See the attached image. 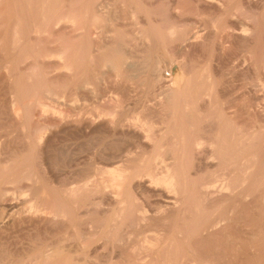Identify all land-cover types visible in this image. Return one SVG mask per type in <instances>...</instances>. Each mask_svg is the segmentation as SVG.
I'll use <instances>...</instances> for the list:
<instances>
[{
	"label": "rangeland",
	"instance_id": "1",
	"mask_svg": "<svg viewBox=\"0 0 264 264\" xmlns=\"http://www.w3.org/2000/svg\"><path fill=\"white\" fill-rule=\"evenodd\" d=\"M0 88V264H264V0H0ZM39 185L72 215L24 221Z\"/></svg>",
	"mask_w": 264,
	"mask_h": 264
},
{
	"label": "bare ground",
	"instance_id": "2",
	"mask_svg": "<svg viewBox=\"0 0 264 264\" xmlns=\"http://www.w3.org/2000/svg\"><path fill=\"white\" fill-rule=\"evenodd\" d=\"M107 6V5H106ZM39 12V11H38ZM56 12V11H55ZM44 14V13H43ZM121 16V15H120ZM41 19V18H40ZM32 28V27H31ZM32 30V29H31ZM37 30V29H36ZM39 31V30H38ZM40 32V31H39ZM22 39V38H21ZM20 39V40H21ZM46 40V39H45ZM68 42V41H67ZM110 43V42H109ZM118 44H119V42H118ZM16 46V45H15ZM119 46V45H118ZM47 47V46H46ZM48 49V48H47ZM50 49V48H49ZM70 50V49H69ZM114 50V49H113ZM118 50V49H117ZM117 50H116V52H117ZM37 51H39V50H37ZM48 51V50H47ZM50 51V50H49ZM55 51H57L56 49H55ZM67 51V50H66ZM51 52L53 53V51L51 50ZM50 52V53H51ZM37 53V52H36ZM34 57V56H33ZM107 56H105V58H106ZM124 59V58H123ZM122 59V60H123ZM125 60V59H124ZM123 60V61H124ZM107 61V60H106ZM13 62V61H12ZM111 62V61H110ZM122 62V61H121ZM120 62V63H121ZM145 63V62H144ZM19 65V64H18ZM113 65V64H112ZM121 65H123V64H121ZM67 66V65H66ZM119 66V65H118ZM52 67V66H51ZM115 67H116V65H115ZM113 69V68H112ZM45 75V74H44ZM51 80V79H50ZM5 81V80H4ZM136 82V81H135ZM9 84V83H8ZM34 84V83H33ZM167 88V87H166ZM1 89V88H0ZM150 90V89H149ZM50 92V91H49ZM34 97V96H33ZM166 100V99H165ZM169 103V102H168ZM19 112V111H18ZM15 113V112H14ZM25 113V112H24ZM113 125V124H112ZM228 125V124H227ZM132 127V126H131ZM32 134V133H31ZM201 137V136H200ZM29 138V137H28ZM224 138V137H223ZM203 139V138H202ZM237 139V138H236ZM195 141V140H194ZM197 141H199V140H197ZM197 141H195V142H197ZM205 142V141H204ZM241 142V141H240ZM221 143V142H220ZM242 143V142H241ZM158 144V143H157ZM194 144V143H193ZM197 144H198V142H197ZM200 145V144H199ZM228 145V144H227ZM159 147H160V144H159ZM220 147V146H219ZM228 147V146H227ZM156 148H157V146H156ZM155 148V150H157ZM196 148V147H195ZM156 154H158V153H156ZM164 154V153H163ZM161 155V154H160ZM222 156V155H221ZM235 156V155H234ZM158 158V157H157ZM160 158V157H159ZM224 158V157H223ZM152 159V158H151ZM160 159H162V158H160ZM206 160V159H205ZM208 160V159H207ZM162 161V160H161ZM163 161H164V159H163ZM167 161V160H166ZM146 162H144V164H145ZM206 163V162H205ZM204 163V164H205ZM214 163V162H213ZM221 163V162H220ZM149 164V163H148ZM147 164V165H148ZM151 164H152V162H151ZM165 164V163H164ZM188 164V163H187ZM211 164V163H210ZM139 165V164H138ZM166 165V164H165ZM149 166H151V165H149ZM219 166V165H218ZM245 166V165H244ZM138 167V166H137ZM137 167H136V169H137ZM144 167V166H143ZM152 167V166H151ZM207 167H208V165H207ZM7 168V167H6ZM119 168V167H118ZM140 168V167H139ZM138 168V169H139ZM145 168V167H144ZM150 168V167H149ZM165 168V167H164ZM211 168V167H210ZM248 168V167H247ZM135 169V168H134ZM169 169V168H168ZM119 170V169H118ZM127 170V169H126ZM147 169H145V171H146ZM165 170V169H164ZM182 170V169H181ZM246 170V169H245ZM159 171V170H158ZM146 172H148V171H146ZM164 172V171H163ZM124 173V172H123ZM140 173H142V172H140ZM151 173V172H150ZM153 173V172H152ZM162 173V172H161ZM126 174V173H125ZM14 176H15V174H13ZM33 175V174H32ZM113 175V174H112ZM132 175V174H131ZM133 175H136V174H133ZM146 175V174H145ZM156 175V174H155ZM10 176V175H9ZM9 176H7V177H9ZM36 176V175H35ZM38 176V175H37ZM169 176V175H168ZM0 177H1V175H0ZM12 177V176H11ZM10 177V178H11ZM39 177V176H38ZM122 177H124L123 176V174H122V172H115L114 173V179L115 180H117V181H119ZM132 177V176H131ZM146 177H148V176H146ZM156 177V176H155ZM178 177V176H177ZM202 177V176H201ZM3 178V177H2ZM16 178H17V176H16ZM24 178V177H23ZM126 178V177H125ZM174 178H176V177H174ZM191 178V177H190ZM240 178V177H239ZM243 178V177H242ZM13 179H15V178H13ZM35 179V178H34ZM113 179V180H114ZM124 179V178H123ZM147 179V178H146ZM153 179H155V178H153ZM172 178H170V177H163L162 179H161V181L163 182V183H165L168 187L167 188H169V189H171V187H173V179L171 180ZM178 179V178H177ZM180 179V178H179ZM246 179H248V176L246 177ZM149 180V179H148ZM152 180V179H151ZM176 180V179H175ZM243 180V179H242ZM12 181V180H11ZM28 181H30V180H28ZM117 181H116V183H117ZM147 181V180H146ZM178 181V180H177ZM177 181H176V183H177ZM231 181V180H230ZM42 182V181H41ZM114 182V181H113ZM175 182V181H174ZM181 182V181H180ZM215 182V181H214ZM233 182V181H232ZM246 182V181H245ZM7 183H8V181H7ZM132 183V182H131ZM175 183V184H176ZM212 183V182H211ZM220 183V182H219ZM224 183H225V181H224ZM229 183V182H228ZM40 184V183H39ZM141 184V183H140ZM150 184V183H149ZM193 184V183H192ZM232 184V183H231ZM230 183L229 184H227V183H225V184H213L212 186H205V187H202L201 189H202V197H203V200H204V202L206 203V206H209V205H212L211 203H213V201H215V200H222V199H226L227 197H228V194L230 193V192H232L233 193V191H232V189H233V186L231 185ZM46 185V184H45ZM115 185V184H114ZM126 185V184H125ZM178 185V184H177ZM181 185V184H180ZM197 185V184H196ZM244 185H246V184H244ZM47 186V185H46ZM46 186H44V185H39L38 187H37V190L39 191V190H41L42 192H43V206H44V209L46 208V207H48V209H46V211L47 210H49L50 208H52V210L50 211V215L48 214H46V213H43V212H41V208L43 207H36L35 209H34V212H32L31 210V212L32 213H29V214H27V215H25V218H23L24 219V221H27V222H29V223H35V224H37V226L38 225H40L41 226V224H44V223H50L51 221L53 222V220L55 221V219H58V218H68L69 216H71L72 215V213L69 215V210L67 211V212H65V210L64 211H59L60 210V208H59V210H56V208L55 209H53V207H51V205L49 206L48 204H50V203H53L54 204V200H55V198H54V196L55 195H53L54 193H51V189L49 190ZM49 186V185H48ZM151 186V185H150ZM176 186V185H175ZM231 186H232V189H231ZM119 187V186H118ZM121 187V186H120ZM119 187V188H120ZM161 187V186H160ZM239 187V186H238ZM246 187V186H245ZM34 188V187H33ZM49 188H50V186H49ZM157 188V187H156ZM237 187H235L234 189H236ZM247 188V187H246ZM250 188V187H249ZM30 189V188H29ZM117 189V188H116ZM124 189V188H123ZM164 190H165V187L163 188ZM185 189V188H184ZM195 189V188H194ZM231 189V190H230ZM243 189V188H242ZM9 190V189H8ZM71 190V189H70ZM85 190V189H84ZM120 190V189H119ZM182 190V189H181ZM198 190V189H197ZM200 190V189H199ZM247 189H245V191H246ZM251 190V189H250ZM35 191V190H34ZM37 191V192H38ZM78 191V190H77ZM153 191V190H152ZM166 191V190H165ZM172 191V190H171ZM170 190H167L166 192H163V193H165L164 194V196H162L163 198V202H164V204H163V206L161 207V209L159 210V211H154V209H151V208H153V207H151V208H148V207H141V209H142V211H139L140 213H139V219L141 220V221H147V220H149V219H152V218H154V217H162V216H165L167 213H169V212H171L173 209H175L176 207H178L181 203H179V202H181L180 200L181 199H179V197L178 196H176V195H174L172 192H171ZM175 191H177V190H175ZM187 191V190H186ZM235 191V190H234ZM4 192V191H3ZM73 192H74V190H73ZM112 192V191H111ZM115 192V191H114ZM161 192V191H160ZM182 192V191H181ZM242 192V190L240 191V193ZM262 192V191H261ZM64 193V192H63ZM66 193V192H65ZM85 193V192H84ZM116 193V192H115ZM119 193V192H118ZM121 193H123V192H121ZM179 193H180V191H179ZM186 193V192H185ZM231 193V194H232ZM235 193H236V191H235ZM55 194H57V193H55ZM70 194H71V191H70ZM69 193H68V195H69V197H71V198H69L71 201H75V200H73L72 199V196L70 195ZM78 194V193H77ZM112 194V193H111ZM128 194H129V192H128ZM182 194H183V192H182ZM200 194V193H199ZM261 194V193H260ZM36 195H37V193H36ZM82 195V194H81ZM129 195H131V194H129ZM180 196H181V194H179ZM234 195V194H233ZM240 195V194H239ZM41 196V195H40ZM39 196V197H40ZM56 196H58V195H56ZM64 196V195H63ZM86 196V195H85ZM135 196V195H134ZM158 196V195H157ZM161 196V195H160ZM243 196V195H242ZM37 197V196H36ZM35 197V198H36ZM67 197V196H66ZM79 197V196H78ZM115 197H117V195L115 196ZM123 197H125V194H124V196ZM122 197V198H123ZM130 197V196H129ZM137 197V196H136ZM192 197V196H191ZM200 197V196H199ZM248 197V196H247ZM58 198V197H57ZM56 198V199H57ZM110 198V197H109ZM112 198V197H111ZM128 198V197H127ZM183 198V197H182ZM198 198V197H197ZM201 198V197H200ZM199 198V199H200ZM64 199V198H63ZM66 199V198H65ZM68 199V200H69ZM113 199V198H112ZM129 199V198H128ZM136 199V198H135ZM138 199V198H137ZM137 199H136V201H134V202H137ZM229 199H231L230 197H229ZM240 199V198H239ZM243 199V198H242ZM245 199V198H244ZM247 199V198H246ZM249 199V198H248ZM247 199V200H248ZM3 200V199H2ZM58 200V199H57ZM69 200V201H70ZM114 200V199H113ZM117 200V199H116ZM121 200H123V201H125V199H121ZM121 200L119 201V202H121ZM140 200V199H139ZM182 200H184V199H182ZM4 201V203L6 202L5 200H3ZM2 201V202H3ZM10 201V204H8V207H9V209H8V211L9 210H13V209H15V207H17L18 208V206H17V204H16V206L14 205V203H11L12 201L11 200H9ZM15 201V200H14ZM122 201V202H123ZM126 201H128V200H126ZM199 201V200H198ZM226 201V200H225ZM227 201H229V200H227ZM39 202H40V200H39ZM38 202V203H39ZM55 202H57V201H55ZM116 202V205L118 206V204L119 203H117L118 201H115ZM200 202V201H199ZM248 202V201H247ZM264 202V201H263ZM16 203V202H15ZM20 203V202H19ZM32 203V202H31ZM34 203H36V202H34ZM69 203V202H68ZM80 203H82L81 202V200H80V198H79V205H81ZM85 203V202H84ZM129 203V202H128ZM161 204H162V202H160ZM159 203V204H160ZM184 203H185V201H184ZM184 203H182V205L184 204ZM196 203V202H195ZM201 203H202V201H201ZM200 203V204H201ZM239 203H241V201H239ZM250 203V202H249ZM3 204V203H2ZM41 204V203H40ZM61 204H62V202H61ZM73 204V203H72ZM71 204V206H73ZM78 204V203H77ZM76 204V205H77ZM132 204V203H131ZM135 204V203H134ZM143 204H146V203H144L143 202ZM21 205V204H20ZM19 205V206H20ZM74 205H75V202H74ZM79 205H77V206H79ZM116 205H115V207H116ZM121 205H122V203H121ZM120 205V206H121ZM126 205V204H125ZM128 205V204H127ZM126 205V206H127ZM137 205V204H136ZM158 205V204H157ZM216 205H218V204H216ZM224 205V204H223ZM5 206V205H4ZM35 206V205H34ZM40 206V205H39ZM46 206V207H45ZM53 206V205H52ZM58 206V205H57ZM56 206V207H57ZM59 206H61V205H59ZM125 206V207H126ZM131 206V205H130ZM129 205H128V208L130 207ZM140 206V205H139ZM149 206V205H148ZM184 206V205H183ZM193 206V205H192ZM213 206V205H212ZM248 206V205H247ZM246 206V207H247ZM7 207V206H6ZM27 207V206H26ZM64 207H65V205H64ZM66 207H67V204H66ZM75 207V206H74ZM81 207V206H80ZM124 207V208H125ZM150 207V206H149ZM180 207V206H179ZM203 207H205V206H203ZM3 208V207H2ZM16 208V209H17ZM29 208V207H28ZM68 208V207H67ZM121 209H119V207H118V209L119 210H122V208L123 207H120ZM186 208V207H185ZM189 208V207H188ZM218 208V207H217ZM4 209V208H3ZM24 209H26L27 210V208H24ZM43 209V210H44ZM62 209V208H61ZM70 209V208H69ZM74 209V208H73ZM73 209H72V212H73ZM208 209H210V208H208ZM248 209V208H247ZM118 210V211H119ZM124 210H126V209H124ZM178 210V209H177ZM203 210V209H202ZM205 210V209H204ZM6 211V210H5ZM19 211V210H18ZM45 211V210H44ZM130 211V212H129ZM128 212L130 213V214H135L136 212H138V207L136 208H133V206L130 208V210H129ZM232 211V210H231ZM233 211H234V209H233ZM242 211V210H241ZM114 212H115V210H114ZM117 212V211H116ZM125 212H127V211H125ZM207 212V211H206ZM210 212V211H209ZM213 212V211H212ZM249 212V211H248ZM5 213V212H4ZM15 213V212H14ZM13 213V214H14ZM19 213V212H18ZM26 213V212H25ZM10 214V213H9ZM21 214H22V211H21ZM76 214H77V212H76ZM75 214V215H76ZM84 214V213H83ZM118 214V213H117ZM128 214V213H127ZM138 214V213H137ZM170 214V213H169ZM193 214H194V212H193ZM240 214V213H239ZM246 214H247V212H246ZM4 215V214H3ZM15 215V214H14ZM112 215H114V214H112ZM126 215V214H125ZM7 216V215H6ZM10 216V215H9ZM74 216V215H73ZM72 216V217H73ZM136 215H134L133 217H135ZM210 216V215H209ZM215 216V215H214ZM20 217H22V216H20ZM110 217H113L114 218V216H111L110 215ZM122 217H123V215H122ZM168 217V216H167ZM170 217V216H169ZM213 217V216H212ZM211 217V218H212ZM240 217V216H239ZM3 218V217H2ZM5 218V217H4ZM19 218V217H18ZM75 218V217H74ZM117 218V217H116ZM126 218H128L127 217V215H126ZM227 218V217H226ZM238 218V217H237ZM135 219H137V218H135ZM162 219H164V218H162ZM207 219V218H206ZM213 219V218H212ZM211 219V220H212ZM10 220H12V221H17V219H16V217H13L12 216V218L10 217ZM19 220V219H18ZM22 219H20V221H21ZM109 220H110V218H109ZM115 220V219H114ZM113 220V221H114ZM117 220V219H116ZM115 220V221H116ZM120 220V219H119ZM131 220H133V219H131ZM209 221H210V219H208ZM247 220V219H246ZM4 221H5V219H4ZM9 221V220H8ZM107 221H108V219H107ZM136 221V220H135ZM134 221V222H135ZM157 221H159V220H157ZM156 221V222H157ZM204 221V220H203ZM231 221V220H230ZM236 221V220H235ZM244 221H245V219H244ZM1 222V221H0ZM6 222V221H5ZM11 222V221H10ZM56 222V224H57V221H55ZM59 222V221H58ZM61 222V221H60ZM66 222V221H65ZM72 222V221H71ZM109 222V221H108ZM111 222H112V220H111ZM130 222V221H129ZM200 222V221H199ZM208 221H206V223H207ZM219 222V221H218ZM225 222V220L223 221V223ZM227 222V221H226ZM2 223V222H1ZM7 223V222H6ZM12 223V222H11ZM19 223V222H18ZM24 223V222H23ZM62 224H63V220H62V222H61ZM74 223H76V222H74ZM73 223V224H74ZM81 223V222H80ZM107 223V222H106ZM113 223V222H112ZM115 223V222H114ZM113 223V224H114ZM142 223V222H141ZM146 223V222H145ZM205 223V224H206ZM208 223H210V222H208ZM10 223H8V225H9ZM25 224H27V223H25ZM68 224V223H67ZM77 224V223H76ZM108 224V223H107ZM218 224V223H217ZM229 224V223H228ZM48 225V224H47ZM70 225V224H69ZM75 225V224H74ZM110 225V224H109ZM115 225V224H114ZM199 225V224H198ZM215 225V222H211V224L208 226V230L207 229H205V230H207V234H205V235H211V234H213V233H215L214 231H213V229L214 228H212L213 226ZM222 226H223V224H221ZM1 226V225H0ZM5 226H6V224H5ZM35 226V225H34ZM39 226V227H40ZM43 226V225H42ZM64 226H66V224L64 225ZM71 226V225H70ZM79 226V225H78ZM203 226V225H202ZM105 227H106V224H105ZM199 227H201V226H199ZM76 227L74 226V229H75ZM110 228V227H109ZM205 228V227H204ZM210 228H212V230H210ZM219 228V227H218ZM222 228H224V226L222 227ZM0 229L2 230V228L0 227ZM76 229H79V228H76ZM195 229V228H194ZM193 229V230H194ZM199 229V228H198ZM108 230V229H107ZM187 230V229H186ZM203 230V229H202ZM204 230V231H205ZM216 230V229H215ZM224 230V229H223ZM229 230V229H228ZM63 231V230H62ZM105 231V230H104ZM199 231V230H198ZM197 231V232H198ZM203 231V232H204ZM75 232V231H74ZM81 232V231H80ZM79 231H78V233H80ZM83 232V231H82ZM196 232V231H195ZM202 232V233H203ZM223 232V231H222ZM76 233V232H75ZM78 233H77V235H78ZM103 233V232H102ZM105 233V232H104ZM108 232H106V234H107ZM131 233V232H130ZM198 234V233H197ZM85 235V234H84ZM83 235V236H84ZM108 235V234H107ZM203 235V234H202ZM83 236H82V238H83ZM193 236V235H192ZM200 236V235H199ZM190 237V236H189ZM208 237V236H207ZM207 237H206V240H207ZM79 238V237H78ZM88 238H90V237H88ZM163 238V237H162ZM82 240V242H84V241H86V239L83 241V239H81ZM80 240V241H81ZM89 240V239H88ZM168 240V239H167ZM217 240V239H216ZM62 241V240H61ZM95 241V240H94ZM155 241L156 242H154V243H152L151 244V246H150V251H152V252H154L153 250L156 248V247H158V245H159V242H160V237H157V238H155ZM162 241V240H161ZM170 241V240H169ZM189 241V240H188ZM82 242H79V243H81V244H83ZM163 242H165V240L163 239ZM197 242V241H196ZM242 242H243V240H242ZM248 242V241H247ZM62 243H63V241H62ZM121 243V242H120ZM201 243H203V242H201ZM212 243V242H211ZM215 243V242H214ZM225 243V242H224ZM57 244H58V242H57ZM66 244V243H65ZM169 244V243H168ZM199 244H200V242H199ZM206 244V243H205ZM210 244V243H209ZM218 244V243H217ZM246 244V243H245ZM245 244H242V245H244L245 246ZM59 245H60V242H59ZM63 245V244H62ZM75 245V244H74ZM85 245V244H84ZM90 244L88 243L87 244V246H89ZM170 245V244H169ZM213 245V244H212ZM239 245V244H238ZM55 246V245H54ZM58 245H56V247H57ZM87 246H84V247H82V248H84L85 249V247H87ZM159 246H161V245H159ZM196 246H197V244H196ZM201 246V245H200ZM251 246V245H250ZM36 247V246H35ZM56 247L53 249V252H56V251H54L55 249H56ZM63 247V246H62ZM61 247V248H62ZM194 247V246H193ZM206 247V246H205ZM209 247V246H208ZM212 247V246H211ZM239 247H240V245H239ZM247 247V246H246ZM79 248V247H78ZM88 248V247H87ZM164 248H166V247H164ZM198 248V247H197ZM212 248H214V247H212ZM211 248V249H212ZM235 248V247H234ZM51 249V248H50ZM58 249H59V247H58ZM161 249V248H160ZM244 249V248H243ZM66 250H67V248H66ZM143 250H145V249H143ZM157 250V249H156ZM193 250V249H192ZM199 250V249H198ZM254 250H256V249H254ZM50 251V250H49ZM52 251V250H51ZM58 252L60 251V250H57ZM62 253H63V248H62ZM82 251V250H81ZM86 251V250H85ZM196 251V250H195ZM234 251V250H233ZM240 251H241V248H240ZM53 252H49V253H47V254H42V252H41V254L42 255H44L43 257H44V261L43 262H45L46 264H48L49 263V261H51L52 259H55V261H57V257L55 258V256H54V253ZM58 252H57V254H58ZM65 252V251H64ZM143 252V251H142ZM145 252H147V251H145ZM144 252V253H145ZM197 252V251H196ZM207 252H208V250H207ZM215 252V251H214ZM258 252V251H257ZM38 253V252H37ZM44 253H45V251H44ZM114 253V252H113ZM164 253V252H163ZM240 253H242V252H240ZM245 253H247V252H245ZM139 254V253H138ZM146 254V253H145ZM199 254V253H198ZM197 254V255H198ZM248 254V253H247ZM39 256H40V254H38ZM41 255V256H42ZM63 255V254H62ZM67 255V254H66ZM131 255V254H130ZM133 255V254H132ZM131 255V256H132ZM139 255H141V251H140V254ZM153 255H155V254H153ZM200 256H201V254H199ZM205 255V254H204ZM213 255V254H212ZM236 255V254H235ZM39 256L37 257L38 259H39V263H38V261L36 262V263H38V264H42V263H40V259L41 258H39ZM53 256H54V258H53ZM142 256H143V254H142ZM149 256H151V255H149ZM170 256V255H169ZM239 256V255H238ZM244 256V255H243ZM61 257V256H60ZM68 257V256H67ZM117 257V256H116ZM128 257V256H127ZM130 257V256H129ZM133 257V256H132ZM157 257V256H156ZM155 257V258H156ZM196 257V256H195ZM212 257V256H211ZM213 257H214V255H213ZM212 257V258H213ZM248 257V256H247ZM252 257V256H251ZM62 258H64V257H62ZM113 258H115L114 256H113ZM144 258V257H143ZM148 258V257H147ZM201 258V257H200ZM199 258V259H200ZM61 259V258H60ZM60 259H58V261L60 260ZM133 259H135V260H137L138 262H139V260H140V262H141V257H136V255H134V258ZM139 259V260H138ZM151 259H152V257H151ZM158 259V258H157ZM160 259V258H159ZM172 259H174V257L172 258ZM171 259V260H172ZM202 259V258H201ZM209 259V258H208ZM223 259V258H222ZM241 259H243V258H241ZM34 260V259H33ZM112 260H114V259H112ZM127 260V259H126ZM132 260V259H131ZM134 260V261H135ZM154 260V259H153ZM251 260H252V258H251ZM36 261V260H35ZM55 261H54V263H55ZM57 261V262H58ZM107 261V260H106ZM128 261V260H127ZM126 261V262H127ZM150 261H152V260H150ZM158 261V260H157ZM160 261V260H159ZM158 261V262H159ZM206 261V260H205ZM217 261V260H216ZM223 261V260H222ZM67 262H68V258H67ZM154 262H156V261H154ZM165 262V261H164ZM180 262V261H179ZM178 262V263H179ZM183 262H185L184 260H183ZM202 262V261H201ZM214 262V261H213ZM213 262H210V261H208L207 262V264H223V263H213ZM243 262H244V260H243ZM252 262V261H251ZM60 264H61V261L59 262ZM58 263V264H59ZM72 263V262H71ZM129 263V262H128ZM134 263V262H133ZM133 263H131V264H133ZM144 262H141V264H143ZM151 263V262H150ZM205 263V262H204ZM31 264V263H30ZM50 264H52V263H50ZM56 264V263H55ZM66 264V263H65ZM86 264V263H85ZM111 264H113V263H111ZM119 264V263H118ZM122 264V263H121ZM146 264H147V262H146ZM167 264V263H166ZM181 264V263H180ZM251 264V263H250Z\"/></svg>",
	"mask_w": 264,
	"mask_h": 264
}]
</instances>
